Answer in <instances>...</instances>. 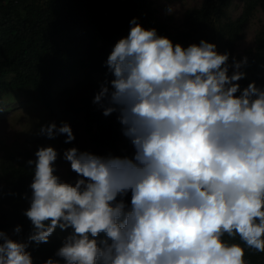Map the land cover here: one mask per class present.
<instances>
[{"label": "clouds", "instance_id": "clouds-1", "mask_svg": "<svg viewBox=\"0 0 264 264\" xmlns=\"http://www.w3.org/2000/svg\"><path fill=\"white\" fill-rule=\"evenodd\" d=\"M129 26L92 103L117 115L133 155L66 149L76 174L67 182L55 174L57 150L38 146L26 161L31 196L21 197L31 233L21 242L0 230V264H33L30 244L57 229L68 234L44 264H246L225 234L264 253V87L241 89L247 57L229 64L213 43L183 48L138 18ZM36 135L75 140L64 121Z\"/></svg>", "mask_w": 264, "mask_h": 264}, {"label": "trees", "instance_id": "trees-1", "mask_svg": "<svg viewBox=\"0 0 264 264\" xmlns=\"http://www.w3.org/2000/svg\"><path fill=\"white\" fill-rule=\"evenodd\" d=\"M231 1L202 0L198 8L185 12L183 29L171 35L166 23L157 18L152 0H0V96L32 93L51 111L57 87L84 72L83 81L60 92L58 104L64 112L82 116L91 134L89 143L79 148L76 139L69 144L64 143L65 136L55 140L66 149L75 147L100 156L131 157L133 152L125 154L120 148L123 135L117 115L104 117L102 110L92 103L99 89L90 73L99 74L105 81L113 79L105 62L116 42L127 37L129 21L134 17L141 26L145 24V30L155 28L159 36L170 39L174 45L187 48L204 40L215 44L218 54L227 52L230 57L256 6L264 15V0H245L241 15L221 25ZM255 40L256 49L243 56L247 57L248 66L242 69L246 78L238 82L241 89L251 82L264 87V25ZM13 160L0 159V230L13 240L27 242L31 223L22 215L28 202L21 197L31 196L33 169ZM17 225L22 226V231L13 236ZM67 234L39 246L31 243L27 251L33 264L55 258L54 253ZM223 239L244 248L246 264H264V253L247 248L238 236L225 234Z\"/></svg>", "mask_w": 264, "mask_h": 264}, {"label": "rangeland", "instance_id": "rangeland-1", "mask_svg": "<svg viewBox=\"0 0 264 264\" xmlns=\"http://www.w3.org/2000/svg\"><path fill=\"white\" fill-rule=\"evenodd\" d=\"M156 9L157 18L160 22L166 23L171 35H175L183 29V16L186 11L198 8L202 0H152ZM245 7V0H232L221 25L236 20ZM264 25V15L259 6H256L249 21L244 26L240 39L235 43L229 57V64L232 58L237 61L249 50L254 51L257 47L256 36ZM97 89L105 80L96 73H90ZM86 75L78 73L73 80L60 85L55 90V104L51 111L46 110L32 93H14L0 96V159L12 157L16 163L26 164L29 159H35L34 153L38 146H52L59 153L55 163L56 175L67 182H72L76 174L70 169V165L63 159L65 147L58 142L38 136L36 133L42 125L55 122H67L73 130L79 148H85L89 143L91 134L82 120L81 115L64 112L58 104L61 91L73 87L77 81H83ZM122 153L134 152L130 142L122 136L120 143ZM67 231L57 229L51 238L62 236Z\"/></svg>", "mask_w": 264, "mask_h": 264}, {"label": "water", "instance_id": "water-1", "mask_svg": "<svg viewBox=\"0 0 264 264\" xmlns=\"http://www.w3.org/2000/svg\"><path fill=\"white\" fill-rule=\"evenodd\" d=\"M142 27H143L144 29H146V27H145V24H144V23L142 24Z\"/></svg>", "mask_w": 264, "mask_h": 264}]
</instances>
